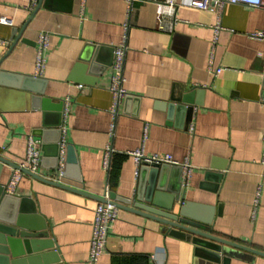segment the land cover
<instances>
[{
	"label": "crops",
	"instance_id": "0c3cea01",
	"mask_svg": "<svg viewBox=\"0 0 264 264\" xmlns=\"http://www.w3.org/2000/svg\"><path fill=\"white\" fill-rule=\"evenodd\" d=\"M32 2L0 0V19L12 22L0 23L1 69L45 80V97L55 105L64 102L60 140L74 146L78 164L67 172L66 159L67 174L58 183L52 180L55 170L41 166L34 171L39 178L25 174L10 195L35 200L62 264H89L94 210L107 187L122 207L98 264H222L198 255L191 240L167 234L158 222L126 208L133 206L124 201L134 203L139 188L131 155L137 150L147 157L170 155L180 164L188 159L194 171L186 188L181 183L176 209L189 205L194 215L213 220L215 236L264 252V41L250 36L264 30V9L225 6L214 65L224 70L215 76L209 70L218 26L212 10L181 6L174 32L165 33L152 0L131 8L125 0H37L31 8ZM43 32L50 46L45 72L37 77ZM121 44L128 97L114 114L110 85L114 48ZM81 58L91 61L81 74L87 81L75 71ZM195 88L190 116L172 98ZM26 93L8 87L0 96V155L17 166L29 137L40 149L43 144L36 131L44 113L31 108ZM171 104L180 108L170 111ZM108 147L113 152L106 171ZM12 169L5 166L0 175L5 187ZM231 260L264 264V256L247 252Z\"/></svg>",
	"mask_w": 264,
	"mask_h": 264
},
{
	"label": "water",
	"instance_id": "95a60500",
	"mask_svg": "<svg viewBox=\"0 0 264 264\" xmlns=\"http://www.w3.org/2000/svg\"><path fill=\"white\" fill-rule=\"evenodd\" d=\"M17 41L18 39L15 43ZM2 62H0V96H3L5 88L8 87L26 91L30 98L31 108L44 113L42 128L36 131V134L43 139L41 166L47 167L49 170H56L60 151V127L64 116V102L55 105L51 99L45 97V80L20 76L2 70ZM85 63L91 64V61L81 58L75 67L76 73H80V81H87L84 76H81L88 67ZM196 90L195 88L186 94L172 98L175 103L182 104L183 106L180 107L183 108V111L186 110L190 116L194 111L193 96L199 94V91ZM180 107L171 104L169 110ZM52 117L54 118L53 122L50 120ZM67 150L68 168L66 171L68 172L70 167H76L78 159L74 146L68 145ZM5 166L18 168L16 164L0 155V175ZM139 172V188L134 203L130 199L124 201L125 204L133 206L126 207L128 210L158 222L167 234L182 240H191L196 246L197 254L209 258L213 262L229 264L232 261V256L241 252L258 255V257L264 256V252L212 234L213 220L202 219L194 215L189 205L176 209V203L181 196V173L183 171L180 166L149 165L144 162L141 164ZM25 174L39 178L35 173L29 171H25ZM171 180H174L172 184ZM49 183L52 184V182ZM53 184L84 194L61 184ZM111 200L119 208L122 207L121 204L115 202L112 194ZM100 201L103 200L100 199ZM50 228L47 219L40 214L35 200L29 196L10 195L7 193L6 187L0 183V264H62V259L58 251L55 250L56 243L50 238Z\"/></svg>",
	"mask_w": 264,
	"mask_h": 264
},
{
	"label": "built area",
	"instance_id": "2783aa9c",
	"mask_svg": "<svg viewBox=\"0 0 264 264\" xmlns=\"http://www.w3.org/2000/svg\"><path fill=\"white\" fill-rule=\"evenodd\" d=\"M37 0H33L32 7H35ZM129 6L132 7L133 3L138 0H125ZM156 3L158 7L159 15V30L165 33H173L176 23L180 20L178 18L177 11L179 7L184 6L192 9H198L203 11L212 10L217 14L218 26L215 28L214 36L212 39L211 54L209 60V70L215 75L218 76L224 70V68H215V55L216 49L219 41V34L223 30L221 26V19L224 8L227 4H238L245 5L254 8L264 9V0H152ZM1 24L11 25V20L7 18L0 19ZM253 39L264 41V30L257 31L250 35ZM3 43V41H0ZM36 46V60H35V76H43L46 68V52L50 46V35L48 33H41L38 37ZM126 56V47L124 44L116 46L114 48V60H113V75L111 79L110 91L113 94V108L112 112L116 114L117 106L121 100L125 99L128 96L126 89L124 88L125 77H124V64ZM80 89H83V86H79ZM264 103V99H263ZM68 111V108H66ZM65 111V115H66ZM193 132V127L190 129ZM60 151L58 157L57 169L54 172L55 180L54 182H59L62 177L65 175L66 170V159H67V144L64 140H60ZM112 148L108 147L104 154L103 167L108 171L110 166V156L112 153ZM131 155L135 158L137 165V174L140 170L142 163H147L149 165H173L180 166L182 168V186L186 188L191 180L194 167L187 159L184 163L180 164L172 158L170 155L165 156H145L143 150H137ZM42 151L39 148V141L34 140L33 137L28 139V147L25 158L22 163L19 164L18 168L12 169V175L7 184L6 189L8 194H14L16 187L20 184L23 177L25 176V171L31 173L36 172L42 163ZM103 201H100L97 207L94 210V219L92 224V236L90 239V251H89V264H98L101 256L104 254L107 240L110 234V228L114 222L119 217L120 208L111 200V192L107 187L103 197ZM258 203V202H257Z\"/></svg>",
	"mask_w": 264,
	"mask_h": 264
}]
</instances>
